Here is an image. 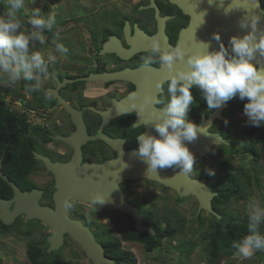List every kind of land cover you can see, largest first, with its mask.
Masks as SVG:
<instances>
[{"label":"rangeland","instance_id":"rangeland-1","mask_svg":"<svg viewBox=\"0 0 264 264\" xmlns=\"http://www.w3.org/2000/svg\"><path fill=\"white\" fill-rule=\"evenodd\" d=\"M101 1L102 3L105 2V6L102 5V8L99 9ZM2 2L3 0H0V3ZM124 2L127 1L124 0ZM115 5L116 3L113 2V0H35L34 3H31V0H28V6L24 10L26 13L30 14L31 8L39 7L44 13L51 11L56 16V24L52 32L46 33L48 39L46 47L55 51V46L60 44L65 49L63 54H57V60L54 63L49 64V74L47 78L42 77V82L38 86L41 88V91H39V95L36 97L38 101L42 99L47 100L49 97L46 94L49 93L51 94L52 99L59 104L58 99L61 96L60 90L55 92L57 82L61 79L58 75L60 77L71 75L69 72L75 71L72 68L75 62H77V64L85 63L86 66L87 64H94L95 56L93 52L96 51L99 46L96 39L92 38V35L89 33V31H91L90 20L92 19L90 16L95 12L92 21L95 24L98 23V21L102 22V18L104 17L105 21L111 20L110 22H115L114 24L117 25L119 20L124 17H122V14H115L112 19L109 17V14L114 12V9L115 12L117 11ZM124 7H127L125 3H123L121 8L123 12H126V8ZM2 10L3 7L0 5V11ZM88 12L91 14H88ZM79 14L82 15L79 16ZM37 47L39 50L40 46L37 45ZM52 72L56 74L55 77ZM51 74L53 76L50 79L49 75ZM53 77L55 78V82ZM21 85L22 81L11 87L5 84H0V89L2 86L6 87V91H4L3 94L6 97L8 105L18 113H27L32 127L39 124L47 128L49 122V120H47L49 119L47 118L48 116L42 114L36 115L33 112H30L28 107H25V103L29 98H32V94L29 93L26 88H22ZM77 85L69 84V86H72L73 88ZM102 85L103 83L98 81L89 83L84 89L86 90L84 91L86 100H92L93 98L91 99V97L96 96L98 93L96 87L98 88ZM72 87L70 89H72ZM11 89L14 90L15 93H20L21 95L11 93ZM70 95L71 96H68V98L74 99L76 93L70 91ZM62 98L68 103L66 98L63 96ZM100 99L104 100L105 97L98 96L92 101ZM98 103L101 105L103 104V102ZM72 108L77 113L78 111L80 114L82 113L81 110H78L73 106ZM93 108L95 107L92 106L91 109ZM64 110L63 114H68L71 121L75 123V117L73 116L75 111L71 108H65ZM93 110H96V108ZM91 111L89 110L87 114V117L89 118L94 116ZM60 112L62 111L57 109L52 114L59 115ZM82 121L84 122L83 119ZM48 131L52 132L51 130ZM52 137L54 140L58 139L55 136ZM233 139H235V137H233ZM35 144L37 150L45 152V149L39 140H36ZM242 152L244 153V151ZM207 154L208 152L199 154L198 158L204 157V155L206 156ZM219 154L226 159H232V162L235 164L243 165V169L224 171L221 170L216 163L211 167H203L198 165V158L195 156L197 162L189 175L194 179L205 181L211 190V194L215 195L216 191L213 189V185L225 182L223 178L229 172L236 174L240 183V188L244 192V197L240 200L233 199L229 204L224 205L223 208L235 213L240 216V218H243L246 215V206L250 199H259L261 203L264 204V147L262 146L260 149V160L258 161L254 160L253 157H249L250 154L245 158L239 153L235 154L234 157H231L228 152L225 153L222 149L217 148L215 150V155ZM209 170L212 171L210 176H208ZM245 170L248 171L249 175L244 173ZM47 179L48 176L43 168V164L37 159L30 180H32L35 185H40L44 188L46 187L45 182H47ZM135 187H138L140 194L129 192L127 198L129 200L132 199V201L137 204L140 200L138 198L144 197L148 200V204L143 203L144 206L146 205V209L154 211L153 215L150 216L145 215L144 211H139L142 216L141 222L146 226V223H144L146 220L151 221L153 218H158L162 221L163 226H166L167 221L169 220L174 228L173 234L170 237L165 238L163 246L152 253H148L143 244L128 242L122 238L120 229L123 225L129 223V219L114 207H111L110 209L104 205L99 207L92 202H85V200H73L68 202V214L72 219L79 220L84 225L88 226L93 234H95L96 240L99 244L102 243V238L107 236L120 239L123 243V248L131 250L136 254L138 257L137 264H180V260L182 259L185 264H213L210 262L208 263V255L205 250L206 242L202 240V234L205 228H199V222L198 220H195V215L201 212L206 218V223H208L209 219L212 218V212L206 209H200L199 200L195 195L182 196L183 198H180L172 188L163 184H148L144 180L136 183ZM43 201L49 204L48 200ZM41 204L43 205V203ZM181 220L183 221L182 227L180 225ZM22 222L23 224L20 225V227L23 228L22 230L29 229L30 227L34 228L31 237L22 236L19 232V227L16 224H13L12 227H10L11 225H7L8 227L0 226V231L3 229L0 233V264H33L30 262L27 255V244L30 239L43 241L40 245L47 247V251L50 254L49 259L61 257V259L65 260H74L78 264H93L90 258L84 257V253L80 249V246H76L73 242L67 243L65 241V244L61 248L49 251L48 236L51 233V228L46 225V223L41 221H33L36 224H33L32 221ZM261 228L264 230V225H262ZM191 248H193L191 255L189 257L185 256V252ZM258 251L259 250L254 251L253 255L248 259H241L235 255L230 258L227 256H221L216 263L214 262V264H264V260L257 254ZM110 264H115L114 260Z\"/></svg>","mask_w":264,"mask_h":264},{"label":"clouds","instance_id":"clouds-1","mask_svg":"<svg viewBox=\"0 0 264 264\" xmlns=\"http://www.w3.org/2000/svg\"><path fill=\"white\" fill-rule=\"evenodd\" d=\"M0 5L3 7L0 11V84L11 87L23 80L35 81L39 86L42 77L47 78L49 74V64L57 60V54L65 52L60 44L55 46V51L46 47V33L52 32L56 16L51 11L44 13L39 7L26 13L28 0H3ZM259 19L256 14L242 19L240 27L250 31L243 36L233 35L228 45L216 33L213 38L220 42L218 50H210L206 42H200L201 46L191 52L180 46L164 49L153 39L142 60L145 66L158 63L167 68L166 75L155 87L161 91L167 84L168 102L160 109L159 119L153 122L156 134L143 132L136 137L135 155L147 164V173L158 174V170L174 167L179 169L178 173L192 172L197 161L188 144L204 133L203 126L189 119L195 103L193 89L198 90L209 110L218 109L235 97L246 100L243 108L246 123L254 127L264 125V65L256 59L264 56V34H257ZM178 60L182 67H177ZM152 99L151 94L144 97L146 104ZM109 199V194L99 191L91 197L99 207ZM246 215L248 232L233 244L234 255L241 259L250 258L256 250H264V231H261L264 204L259 199H250Z\"/></svg>","mask_w":264,"mask_h":264},{"label":"flooded vegetation","instance_id":"flooded-vegetation-1","mask_svg":"<svg viewBox=\"0 0 264 264\" xmlns=\"http://www.w3.org/2000/svg\"><path fill=\"white\" fill-rule=\"evenodd\" d=\"M125 1L127 2H124V0H119V1L113 0V2L116 3L115 6L117 7V11L115 12L114 9V12H111L109 14V17H111L112 19L115 14H122V17H124L123 19L121 18L119 20L117 25L114 24L115 22H110L111 20L105 21L104 17L102 18V22L98 21V23L95 24L92 22L95 12L92 13L91 16L89 15L90 17H92V19L90 20L91 31H89V33L92 35V38L96 39L99 46V48L93 52L95 56L94 64H87L86 66L85 63L77 64V62H75L72 66L73 70L75 71L69 72V74L71 75L66 77H60L58 75V77L61 78L59 79L60 82L70 78L74 79L79 77H86L92 73L136 70L141 67H152L155 68L156 70L166 69L165 67H162L158 63L152 64L150 66H145L143 64L142 57L148 53L151 46L139 47L140 45L139 43L143 39L139 38L138 31H141L143 34H146L149 37L160 35L162 34L160 30L161 20H162L163 30L167 38V42L170 46L175 48L180 44L182 31L185 30L186 28H190L195 21H196V32L198 34L203 33L205 34L204 36H208L209 27L211 29H215L214 21L217 19L218 14H215L216 12L214 13L211 12V4L215 7V3L218 2V5H221L225 9H229V7H231L230 10L227 11L231 16L234 15L237 11H239L237 2H228L224 0H211V2H203L204 0L203 1L194 0L195 2H193L192 7H189L185 4L183 5L182 2H185V0H125ZM255 2H256L255 5H258L256 7L261 9L264 19V0H256ZM123 3L127 5V7H124L126 8L125 9L126 12H123L121 8L123 6ZM102 5L105 6V2L102 3L101 1L100 3L101 7L99 6V9L102 8ZM89 13L90 12H88V14ZM80 15L82 14H79V16ZM113 36L119 39L120 44L125 48V50L127 51L132 50V52H130L129 58H122L117 54V52H104V53L101 52L103 49V44ZM228 41L229 40L226 39L225 41L222 42L225 45H228ZM257 62L264 65V58L263 57L258 58ZM52 74L55 77L56 74L54 72H52ZM52 74L49 75L50 79L53 76ZM54 77L53 79L55 82ZM88 82L92 83L95 81H90V80L76 81V82L68 83L65 87H62V89H60V95L66 98L67 102L70 103L73 107L77 108L78 110H81L82 119L86 124L87 135L90 137V139H88L86 143L82 145L81 164L103 163L107 160L118 158L119 156L118 151L112 145L107 143L103 138L97 137L99 134L102 135L105 134L111 137L112 139H118L121 142V145L125 151L137 150L138 145H137L136 137L142 134L143 132H145L147 120H148L146 116H143L142 119L139 118V109L137 110L136 108H134L132 112L124 113L117 117H114L105 126H103V116L101 115V113L98 112V110L100 111L106 110L107 108L112 106L115 101L120 102L124 98H126L130 93L136 91L138 88L137 84H135L130 80H122V79H118L110 82L98 81V82H102L103 85L98 88L96 87L97 89L96 91H98L99 94L97 93L96 96L91 97V99L93 98L92 100H94V98L96 99L98 96L105 97V99L104 100L100 99L97 101H92V100L87 101L86 96L84 95L85 94L84 91L86 90L84 89L89 84ZM74 83H76V85L79 84L81 86L77 85L75 88L69 86V84H74ZM78 86L81 88H79ZM71 87L72 89H70ZM70 91L76 93L74 99L68 98V96H71ZM154 94H155V100L153 102L154 107L159 109L163 108L168 102L167 84H165L164 89L161 91L154 89ZM193 94L195 96V103L191 106L189 112V119L196 122L198 125H201L205 120L210 119L212 115H215L217 113V110H220L219 115L214 116L213 120H211V122L206 127V132L209 134H213L215 136H220L222 138L220 143H215L211 146V149L208 151V154L206 156L204 155V157L198 158L199 153H194L195 156L198 158V160L196 159L198 161V165H201L203 167H211L210 163H213L212 165L214 166L215 160L213 157L215 156V150L217 148L222 150H227V152L229 150H235L236 154L239 153L244 158L247 157L248 154H250L249 157L254 158L252 149L257 150L260 155V149L262 148V146L264 147V144L261 142V140H259V138H262V136L264 135V125H261L260 127H254L246 123L247 117L243 114V108H244V104L246 103V100L241 101L238 97H235L226 101L222 107L218 109L209 110L207 108V103L205 104L201 103L202 99L196 96V94H199L197 89H193ZM46 95L49 98L46 100V102L43 105H40L42 101H38L36 97L33 95H32L33 99L29 98L25 103V107H28L30 112H33L36 115L42 114L48 116L47 118L49 119L47 120H49V122L47 124L48 125L47 128L45 126L42 127H45L46 131L47 130L52 131V132L47 131L48 133H46L51 137L50 140L44 139V136L42 135L35 136L36 140H39L42 143L43 148L45 149V152H40L39 150H36L35 153H39L48 157L52 162L66 163L72 159L74 154V149L64 140L59 138L54 140L52 136L55 137L71 136V134H73L77 128L75 123L71 121L70 116L68 114L65 115L63 114V112L65 111L64 104L56 103V101L52 99L51 94L48 93ZM161 101H163V103H161ZM98 102H103V104L101 105ZM29 104H32V106H30ZM92 106L95 107L96 110L91 109ZM57 109H59V111H62L59 114L60 116L52 114ZM89 110L90 111L92 110L91 112L94 114V116L90 118L87 117ZM20 113H25V112H20ZM225 120L228 121L227 124H225ZM135 128H140L139 129L140 132L137 135L134 130ZM233 137H235V139H233ZM242 151H244V153ZM40 161L42 162L43 168L48 176L47 182H45L46 187L42 188L40 185H38V188L40 187V189H42L44 192L43 197L40 200V203H43V205L54 207L55 204L53 201V194L55 192V176L52 172L47 170L45 163L42 160ZM210 175L211 174L209 172L208 176ZM30 178H31V174H30ZM142 180L146 181L148 184L162 185L161 183L154 180H150L147 178H139V179H127L126 181L122 182L120 186L124 191L125 199L129 203L137 207L139 211L142 212L144 211L145 215H149L148 210L146 209V205L144 206L143 204V203L148 204V200L146 198L139 197L138 199L140 200L138 201L137 204H135L132 201V199L129 200L127 198L129 192L140 194L138 187L135 186L136 183H139ZM43 200H48L49 204L44 202ZM104 206H107L110 209L111 207H114L115 209H117V211H120L115 205H104ZM122 213L126 215L128 218L129 214L124 212ZM36 220L38 219H29L26 214H21L10 225L12 226L17 222L18 227H20V225L23 224L22 221H30V222L32 221V223H35L33 221ZM6 225L8 224L3 223L0 218V226L4 227ZM11 232H15V231H11ZM64 240L67 243L73 242L74 244H76V246L77 245L80 246V249L84 253V257L88 258V256L82 249L81 245L77 243L75 240H73L69 236V234L65 235Z\"/></svg>","mask_w":264,"mask_h":264},{"label":"water","instance_id":"water-1","mask_svg":"<svg viewBox=\"0 0 264 264\" xmlns=\"http://www.w3.org/2000/svg\"><path fill=\"white\" fill-rule=\"evenodd\" d=\"M224 1L237 2L239 11L231 16L229 12H226L224 7L218 5V2L215 3V7L211 4V12H216L215 14H218L217 19L214 21L215 29L209 27L208 36H204L205 34L203 33L198 34L196 32L195 21L190 28H186L182 31L179 44L180 47L187 52H191L201 46L200 42H206L210 44V50L218 49L220 42L213 38L214 35L219 33L221 41H225L226 39L229 40L233 35H245L250 31V28L242 29L240 27V22L242 19L252 14H256L260 17L257 25V34H264L263 14L261 9L256 7V0ZM193 2L195 1L185 0V2L182 3L183 5L185 4L192 7ZM203 2H211V0H204ZM160 30L162 34L153 37H149L141 31H138L139 38L143 39L139 43L140 45L138 44L139 47L151 46L153 39H156L160 42L162 48H173L167 42L162 20ZM101 52H117L122 58H129L132 50H125L120 44L119 39L113 36L103 44ZM261 57L264 58V56H257L256 59ZM182 66V62L178 60L177 67L179 68ZM166 73L167 68L156 70L152 67H141L136 70L92 73L86 77L65 79L62 82L58 81L55 92L65 87L67 83L82 80L104 82L118 79L130 80L137 84L138 88L136 91L130 93L120 102L115 101L114 104L106 110H98L103 116V126L107 125L112 118L132 112L133 109L136 108L137 110L139 109L140 119H142L143 116L148 118L144 133L155 135L156 132L153 122L159 119L160 109L155 108L153 105L155 100L154 89H156V82L163 79ZM146 94H151L153 98L151 103H145L144 97ZM58 101L59 103H63L65 108L74 110L69 103L63 100L62 96L59 97ZM219 111L220 110H217L215 115H212L210 119L205 120L201 124V126L204 127V133L200 134L195 141L188 144L190 151L204 154L211 149L213 144L221 142L222 138L220 136H215L206 132V127L211 120H213L214 116L219 115ZM73 116L75 117L76 131L71 134V136H57V138L64 140L74 149L73 157L69 162H52L48 157L35 153V157L42 160L47 170L52 172L55 176V192L53 194L54 207L42 205L40 203L44 193L42 189L34 188L32 190L23 191L14 181L9 180L7 176H3L1 170L2 164L0 163V175L9 182L13 189V197L11 199H3L0 197V218L3 223L10 225L19 215L26 214L29 219H38L51 228L52 233L48 236L49 251L59 249L64 244L65 235L69 234L73 240L81 245L93 264H110L113 262V259L105 255L104 246L99 244L91 229L79 220L72 219L69 216L68 202L70 200H85V202H92V195L98 191L109 194L110 199L104 205H115L120 211L131 215L134 219L136 229L153 232L151 227L145 226L143 222H141L142 216L139 210L125 199L124 191L120 186V184L127 179L147 178L172 188L180 196L195 195L199 200L200 209H206L218 215L212 206V199L216 193L215 195L211 194V190L205 181L194 179L190 177L189 174L178 173L179 169L175 167L158 170V174L147 173V164L135 155L137 150L125 151L118 139H112L105 134H99L97 137L103 138L107 143L112 145L119 153L118 158L107 160L103 163L81 164V148L90 137L87 135L86 124L82 121V114H80L79 111L78 113L75 111Z\"/></svg>","mask_w":264,"mask_h":264},{"label":"trees","instance_id":"trees-1","mask_svg":"<svg viewBox=\"0 0 264 264\" xmlns=\"http://www.w3.org/2000/svg\"><path fill=\"white\" fill-rule=\"evenodd\" d=\"M76 84V83H74ZM22 88H26L29 93L37 97L39 91H41L35 81H23ZM6 87L2 86L0 89V163L3 176H7L9 180L14 181L23 191L38 188L32 180H30V174L36 166L37 159L35 157L36 144L35 136L42 135L44 139L50 140L51 137L46 134L45 127L35 125L32 127L31 121H29L26 113H18L8 105L6 97L3 94ZM12 90V89H11ZM11 93H15L14 90ZM21 95L20 93H15ZM17 95V96H18ZM200 93L196 94L200 98ZM40 105H43L46 100L42 99ZM201 103L205 104L206 101L201 100ZM32 106V104H29ZM140 128H135L136 135L140 132ZM135 135V136H136ZM264 144V135L259 138ZM250 149V148H249ZM247 149V150H249ZM227 153V150H222ZM254 154V160L260 159L259 152L252 149ZM231 157L236 154L235 150L228 151ZM215 163L221 170H235L243 169V165L235 164L232 159H226L221 154L215 155ZM207 160V159H205ZM213 160V161H214ZM213 163H210L211 166ZM244 173L248 174L245 170ZM3 176L0 175V197L4 199H10L13 196V189L11 185L6 181ZM225 182L220 184H214L213 189L216 191V195L212 199L213 209L217 214H211L209 222L206 223V218L199 212L195 215V220L199 222V228H205L202 234V240L206 242V253L208 263H216L221 256L232 257L234 256L236 249L233 247L234 243L239 242L248 232L247 229V215L240 218L233 212L223 208L224 205L229 204L233 199L240 200L244 197V192L240 188V183L236 174L229 172L224 176ZM180 198H183L177 194ZM142 207V206H141ZM140 207V208H141ZM154 211L148 210V216L153 215ZM130 220L129 224L123 225L120 232L122 238L128 242H137L144 245L145 250L148 253H152L155 250H159L164 243L165 238L170 237L174 228L171 222L168 220L167 225L163 226L162 221L158 218H153L151 221H145L147 226L151 227L153 232L140 231L136 229L134 220L131 215H128ZM38 221V220H36ZM40 222V221H39ZM183 221L180 225L182 227ZM18 225V223H15ZM34 224V223H33ZM6 227H8L6 225ZM12 227V226H10ZM33 227V226H32ZM19 227V232L22 236L31 237L34 228L22 230ZM261 231L262 230L261 228ZM43 241L30 239L27 244V255L31 263L33 264H78L74 260H65L60 258H50L47 247L40 245ZM105 250V255L112 258L115 264H137L138 257L131 251L123 248V243L116 237H104L102 243ZM193 251V248L185 252V256L189 257ZM52 254V253H51ZM258 256L264 260V250L258 251ZM183 260V259H182ZM180 260V264H185ZM159 263V262H158Z\"/></svg>","mask_w":264,"mask_h":264}]
</instances>
